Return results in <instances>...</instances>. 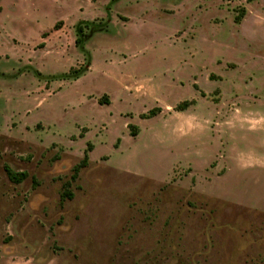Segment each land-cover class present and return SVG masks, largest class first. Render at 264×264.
I'll list each match as a JSON object with an SVG mask.
<instances>
[{"label":"rangeland","instance_id":"rangeland-1","mask_svg":"<svg viewBox=\"0 0 264 264\" xmlns=\"http://www.w3.org/2000/svg\"><path fill=\"white\" fill-rule=\"evenodd\" d=\"M0 264H264V0H0Z\"/></svg>","mask_w":264,"mask_h":264},{"label":"trees","instance_id":"trees-1","mask_svg":"<svg viewBox=\"0 0 264 264\" xmlns=\"http://www.w3.org/2000/svg\"><path fill=\"white\" fill-rule=\"evenodd\" d=\"M95 1V0H94ZM236 21L237 22H239L240 21V17H237L236 18ZM80 42V39L79 40H77V43H79ZM193 104V102H184V103H182V104H180V105H178L177 107H176V110L177 111H185L189 106H191ZM159 111V109H153L151 112H150V115H149V117L151 118V117H154L156 114H157V112ZM131 129H133L134 128V126H131L130 127ZM135 131H131V135L132 136H136L137 135V130H138V128L137 127H135V129H134ZM90 147V146H89ZM88 166V155L86 154L85 156H84V159L78 164V165H76L75 167H74V174H73V176H72V179L73 180H76L77 179V175L79 174V172L83 169V168H85V167H87ZM6 172H7V174H8V177L10 178V180L12 181V182H14V183H21V182H23L26 178H27V174L25 173V172H23V173H17V172H14V171H12L11 169H9V168H7V170H6ZM73 196H72V194L70 193V192H64L63 194H62V198H72Z\"/></svg>","mask_w":264,"mask_h":264}]
</instances>
